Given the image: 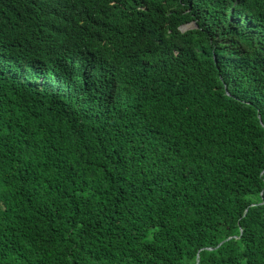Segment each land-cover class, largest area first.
<instances>
[{"label": "trees", "instance_id": "trees-1", "mask_svg": "<svg viewBox=\"0 0 264 264\" xmlns=\"http://www.w3.org/2000/svg\"><path fill=\"white\" fill-rule=\"evenodd\" d=\"M71 1L0 0V264H264V0Z\"/></svg>", "mask_w": 264, "mask_h": 264}, {"label": "clouds", "instance_id": "clouds-1", "mask_svg": "<svg viewBox=\"0 0 264 264\" xmlns=\"http://www.w3.org/2000/svg\"><path fill=\"white\" fill-rule=\"evenodd\" d=\"M83 6L84 4H75L71 0H52L51 9L55 13L59 23V39L62 44L59 49H49L47 51L52 65L61 60L62 57L66 58L68 56L70 58L72 56L75 43L85 42V33L73 27L70 23V16ZM39 26H41V23L37 21L36 18L29 13V11L24 17L14 20H0V48H2V45L4 44L10 45L13 51L19 53L17 45L10 39H3V34L5 32H12L18 37H27ZM194 27H197V25L194 24ZM108 56L110 55L107 53L101 58ZM110 67H114V64L110 65ZM123 84L124 82H119L118 86L120 87Z\"/></svg>", "mask_w": 264, "mask_h": 264}, {"label": "rangeland", "instance_id": "rangeland-1", "mask_svg": "<svg viewBox=\"0 0 264 264\" xmlns=\"http://www.w3.org/2000/svg\"><path fill=\"white\" fill-rule=\"evenodd\" d=\"M194 25H186V26H184V27H182V30L183 31H186V30H188V29H191L192 27H193Z\"/></svg>", "mask_w": 264, "mask_h": 264}]
</instances>
